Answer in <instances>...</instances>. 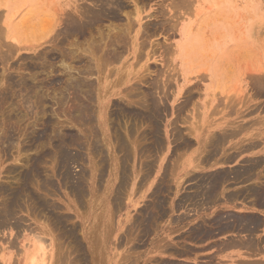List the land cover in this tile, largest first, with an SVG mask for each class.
<instances>
[{
    "label": "rangeland",
    "instance_id": "obj_1",
    "mask_svg": "<svg viewBox=\"0 0 264 264\" xmlns=\"http://www.w3.org/2000/svg\"><path fill=\"white\" fill-rule=\"evenodd\" d=\"M94 2L0 0V13L6 11V18L11 16L7 18L9 23L13 29L18 28L13 34L20 39L21 46H26L20 48L3 34L0 16V210L1 206L8 204L12 210L15 209L14 218L18 217L21 222L17 230L9 226L10 220L6 227L0 228V259L2 246L8 247V241L13 240L14 246L5 250V257L11 256V264H26L30 257L28 254L35 251L32 244L37 241L34 231L38 232L37 228H40L38 233H43L47 239L45 244H52L50 253L47 251V264H72L80 255L84 264H261L264 251L252 257L253 254L249 250L247 252L243 244L239 248L226 245L240 238L236 231L230 229L223 234L214 231L217 233L215 236L197 238L195 230L199 226L206 228L215 213L250 215L254 212L259 219L263 217L261 226L254 232V239L258 249L264 247V206H243L242 198L230 202L225 195L218 196L216 202L210 204L196 202L200 198L197 194L200 179L218 169L229 170L242 165L251 157L264 156V131H261V128L264 130V0H118L121 2L118 4H122L121 9L114 7L112 14L104 13L102 21L88 25V28L85 26L87 29L83 28L81 35L55 32V18L64 12L70 13L71 9L78 10L77 7L96 8ZM125 15L130 17V35L124 30L128 22ZM45 18L53 23H48ZM22 23L24 26L20 27ZM54 34L59 38L58 43L57 40L53 42L55 46L50 40ZM112 34L114 37H128L125 39L126 52H122L115 61L110 48H106L104 53L107 51L111 59L108 57L102 65L104 71L101 68L94 75L95 61L89 55V46L93 43L100 46L96 47H99L97 50L103 49V41ZM8 36L12 35L9 33ZM110 36V39L114 38ZM134 39L137 40L135 52L129 45ZM65 52L83 58V65L69 60L62 64L58 57ZM96 54L95 57L100 56L98 51ZM87 59L92 61L89 63ZM87 64L93 67V73ZM111 66H114V71ZM86 78L97 90L92 86L87 90L89 93L84 94L73 87L76 84L74 79L86 83ZM261 78L263 87L255 84ZM21 82L27 85L22 86ZM71 82L76 88L74 91H78L76 95L69 86ZM90 90L94 93L91 94ZM150 98L158 99L161 111L156 114V126L146 118L150 114H144L152 108ZM76 100L79 105L86 102L88 109L90 107L91 122H86L88 125L83 120L88 115L84 113L88 112L87 108L82 109ZM88 100L90 104H87ZM75 118L79 123H75ZM222 122L250 124L245 125L244 132L229 139L222 152L215 156L220 159L223 154L224 158L234 155L231 161L225 163L223 160L214 165V161L204 159L208 152L206 143L210 134L219 132L214 126ZM154 133L159 137L155 138ZM181 137L190 141L189 147L178 146ZM241 137L243 140L239 141ZM252 139L258 144L261 141L255 149H247V153L244 149L237 150L240 143L242 146ZM67 153L70 161L63 157V165L60 158ZM70 155L74 156L73 159ZM124 168L128 186H122L126 187L120 189L122 194L119 197L115 191L118 190V174ZM259 168L257 171L263 172L264 176V162ZM230 190H234L232 186L223 188L225 193ZM194 193L197 196L195 200L185 199ZM116 195L119 198L115 199ZM248 199H245L246 203ZM154 203L161 207L155 208ZM240 236L246 239L247 235L242 233ZM74 248L77 251H73ZM0 264H3L2 260Z\"/></svg>",
    "mask_w": 264,
    "mask_h": 264
},
{
    "label": "bare ground",
    "instance_id": "obj_2",
    "mask_svg": "<svg viewBox=\"0 0 264 264\" xmlns=\"http://www.w3.org/2000/svg\"><path fill=\"white\" fill-rule=\"evenodd\" d=\"M92 1V0H91ZM95 2H94V5H95V7L96 8H82V7H77L78 8V10L77 9H71L70 11V13L69 12H64L61 16H59L57 19L55 18V21H54V26L56 25V33H63V34H67V32L68 33H70V32H75L76 34H78V35H81V33H82V30H83V28H85V29H87L88 28V25H94L95 24V22H98V21H102V20H100L101 19V15H103L104 13L106 14V15H109V14H112V12H111V10H112V8H114V7H116L117 9L120 7V9H121V6H122V4H118V3H121V2H118V0H94ZM93 5V6H94ZM119 9V10H120ZM6 12V11H5ZM5 12L3 13H0V16H2V19H1V25H2V31H3V34L5 33V35L7 36V38L11 41H13V43L14 44H16V45H19V47L22 45V44H20V39H17L18 37L15 35V34H13V33H15L17 30H18V28H17V30L16 29H13V27L14 26H11V24L9 23V21H8V19H10V17L11 16H8L7 18H6V16H7V14H5ZM104 14V15H105ZM13 16V15H12ZM126 17H127V21H125V22H127V24H125L126 26H127V29H126V26L124 27L125 29L124 30H126L125 32H126V34L128 35L130 32V30L132 31V26H131V23H129V19L128 18H130L128 15H125ZM55 17V16H54ZM112 17H114V16H112ZM103 18V17H102ZM132 18V17H131ZM40 19V18H39ZM53 19V18H52ZM51 19V20H52ZM45 20H46V18H45ZM131 20V19H130ZM47 21V20H46ZM12 22V21H11ZM25 22V21H24ZM23 22V23H24ZM48 23H50L51 22V24L53 23L52 21H47ZM94 22V23H93ZM109 22V21H108ZM112 22V21H111ZM119 22V21H118ZM132 22V21H131ZM22 23V25H20V27L22 26H24V24H26V23H24L23 24ZM39 23V22H38ZM123 23V22H122ZM51 24L49 25L50 26V28H51ZM133 24V23H132ZM52 25V26H53ZM27 26V25H26ZM37 26V25H36ZM48 26V25H47ZM61 26H63L62 28H61ZM85 26H87V28L85 27ZM114 26V25H113ZM28 27V26H27ZM30 27V26H29ZM60 27V28H59ZM89 27H91V26H89ZM111 27V26H110ZM50 28H49V30H50ZM53 28V27H52ZM114 28H115V26H114ZM25 29H26V27H25ZM33 30L35 29V28H32ZM38 29H39V27H38ZM43 29V28H42ZM62 29V30H61ZM94 29V28H93ZM111 29V28H110ZM111 30H113V29H111ZM26 31V30H25ZM87 31V30H86ZM109 31V30H108ZM116 31V30H115ZM50 32V31H49ZM48 32V33H49ZM100 32V31H99ZM11 34L12 36H8V34ZM40 33V32H39ZM55 33V34H56ZM84 33V32H83ZM98 33V32H97ZM112 33V32H111ZM123 33V32H122ZM42 34V33H41ZM53 35L52 37H51V42H52V45H54L55 46V44H53V42L55 43L56 42V40H57V43H58V39L59 38H57L56 37V35ZM61 34H57V35H61ZM71 34V33H70ZM69 34V35H70ZM101 34V33H100ZM107 34H108V32H107ZM120 34V33H119ZM124 34V33H123ZM1 35V34H0ZM37 35V34H36ZM114 35H118L117 33L115 34L114 33ZM114 35L112 34V36L114 37ZM130 35V34H129ZM132 35V34H131ZM40 36V35H39ZM44 36V35H43ZM47 36V35H46ZM45 36V37H46ZM64 36V35H63ZM107 36V35H106ZM109 36L110 35H108L107 36V38H105V41H103V38L101 37V41H103V43L102 44H104V47H103V49L102 48H100L99 50H97L100 46L99 45H96V44H93L92 43V45L91 46H89L90 48L88 49L89 50V52H90V54L89 55H91L92 56V60H93V62L95 61V66H94V75H96V74H98V72L100 71V69L101 68H103L102 67V65L104 64V62H105V60L106 59H108V57H109V55H107V51H106V53H104L105 52V50H106V48H110V50H111V54H112V59L113 58H115V61H116V59L117 58H119L120 56V54L122 53V52H126V40H127V38L128 37H114V38H112V39H110L109 38ZM112 36H110V37H112ZM65 37V36H64ZM98 37H100V36H98ZM47 38V37H46ZM6 39V38H5ZM126 39V40H125ZM132 39H133V37H132ZM37 40H39V39H37ZM93 40V39H92ZM11 41V42H12ZM30 41V40H29ZM59 41H61V40H59ZM83 41V40H82ZM39 42V41H38ZM48 42V41H47ZM50 42V41H49ZM97 42H99V41H97ZM129 42V41H128ZM136 42H137V40L136 39H134L129 45H131V47H132V49H133V51L135 52L136 50H137V47H136ZM12 43V44H13ZM31 43V42H30ZM61 43V42H60ZM91 43V42H90ZM11 44V45H12ZM63 44V43H62ZM89 44V43H88ZM24 45V44H23ZM37 46H38V44H36ZM57 45V44H56ZM96 45V46H95ZM13 46V45H12ZM29 46L31 47L32 46V44H29ZM36 46V47H37ZM97 46H99L97 49H96V47ZM103 46V45H102ZM14 47L15 46H13V49H14ZM22 48H25L24 46H21ZM20 47V48H21ZM29 47V48H30ZM61 47H63V46H61ZM76 47V46H75ZM127 47H128V44H127ZM20 48H19V50H20ZM58 48V47H57ZM77 48V47H76ZM79 49H81L80 47H78ZM86 48H88V46L86 47ZM139 48V47H138ZM53 50H54V48H52ZM83 49V48H82ZM61 50V49H60ZM82 52H83V50H81ZM85 51V50H84ZM97 51H98V54L100 55L99 57H95V55H97L96 53H97ZM128 51H129V49H128ZM61 52V51H60ZM124 52V53H125ZM43 54V53H42ZM60 54V53H59ZM102 54H103V56H104V54H106L107 56H102ZM141 54H142V52H141ZM87 55V54H86ZM122 55V54H121ZM36 56V55H35ZM60 57H58V58H60V60L62 61V64H64V62H65V60L66 61H68L69 60V62L71 61V62H74V64L76 63V64H80V66H81V64L83 63V58L82 59H80L79 57L78 58H76L75 57V55H71V54H67V52H65L64 54H60L59 55ZM124 56V55H123ZM101 57H103V58H101ZM57 57H56V59H58ZM110 58V57H109ZM111 59V58H110ZM53 60V59H52ZM87 60H89V59H87ZM92 60H89V63L92 61ZM70 62V63H71ZM106 62H108V61H106ZM88 63V64H89ZM109 63V62H108ZM86 64V63H85ZM87 64V65H88ZM106 65H107V63H105ZM111 64V63H110ZM115 64V63H114ZM83 65V64H82ZM106 65H105V67H106ZM109 65V64H108ZM68 66H69V64H68ZM72 66V65H71ZM89 66V65H88ZM104 66V65H103ZM74 67V66H73ZM90 67V66H89ZM89 67H87L90 71H91V69H93V67L91 68H89ZM112 67H113V71H114V66H111V69H112ZM81 68V67H80ZM182 68V67H181ZM85 69V68H84ZM110 69V70H111ZM227 69H230V68H227ZM58 70V69H57ZM61 70V69H60ZM89 70H87V71H89ZM103 71L105 70V68H103L102 69ZM52 71V70H51ZM54 71V70H53ZM59 71V70H58ZM65 71V70H64ZM77 71V70H76ZM89 71V73H91ZM95 71L97 72L96 74H95ZM228 72H229V70H227ZM259 71V70H258ZM55 72V71H54ZM66 72H68V71H66ZM92 72V73H93ZM227 72V73H228ZM230 72H231V70H230ZM229 72V73H230ZM260 72H261V70H260ZM53 73V72H52ZM109 73V72H108ZM125 73V72H124ZM82 74V73H81ZM121 74H123V73H121ZM34 75V74H33ZM44 75V74H43ZM55 75V74H54ZM54 75H53V77H54ZM89 75V74H88ZM92 75V74H91ZM103 75V74H102ZM229 75V74H228ZM40 76V75H39ZM59 76V75H58ZM83 76V75H82ZM81 76V77H82ZM100 76H101V73H100ZM100 76H98V77H100ZM254 75H252V77H253ZM13 77V76H12ZM67 77V76H66ZM73 76H71V78H72ZM80 77V76H79ZM89 77V76H88ZM107 77V76H106ZM126 77V76H125ZM251 77V78H252ZM5 78V77H4ZM11 78V77H10ZM47 78V77H46ZM70 78V79H71ZM92 78H94V77H92ZM54 79V78H53ZM69 79V78H68ZM85 79V78H84ZM100 79H101V77H100ZM258 79H260L259 77H258ZM256 80L257 82H255V84L257 85H259V86H262L263 87V84L261 83L262 82V78H261V80ZM9 80V79H8ZM26 80V79H25ZM38 80V79H37ZM71 80H73V79H71ZM70 80V81H71ZM75 80V85L71 82V84H69V86L71 85V87L70 88H73V87H77L78 89H80V90H78L79 92L82 90L83 92H84V94L85 93H89L87 90L90 88V87H92L88 82H89V80H87V78H86V83H84L85 81H83V83L82 82H78V81H76V79H74ZM251 80V79H250ZM12 81V80H11ZM14 81V80H13ZM23 81V80H22ZM65 81V80H64ZM88 81V82H87ZM122 81V80H121ZM19 82V81H18ZM25 82V81H24ZM45 82V81H44ZM63 82V81H62ZM66 82V81H65ZM92 82V83H91ZM90 83L91 84H94L93 83V81H91ZM99 82V81H98ZM120 82V81H119ZM9 83V82H8ZM17 83V82H16ZM41 83V82H40ZM48 83V82H47ZM61 83V82H60ZM64 83V82H63ZM20 84H22V86H23V84L24 83H20ZM62 84V83H61ZM65 84V83H64ZM27 84H24V86H26ZM37 85V84H36ZM52 85V84H51ZM66 85H68V80H67V84ZM65 85V86H66ZM72 85H74L73 87H72ZM100 85V84H99ZM154 85V84H153ZM16 86V85H15ZM68 86V87H69ZM94 87V86H93ZM154 87V86H153ZM57 88V87H56ZM100 88V87H99ZM98 88V89H99ZM157 88V87H156ZM19 89H21V88H19ZM18 89V90H19ZM23 90H24V88H22ZM28 89V88H27ZM74 89H76V88H73V91H74ZM91 89H93V88H91ZM94 89H96L97 90V88H95L94 87ZM22 90V91H23ZM28 90H30V89H28ZM32 90V89H31ZM72 90V89H71ZM70 90V91H71ZM108 90V89H107ZM26 91V90H25ZM25 91L23 92V93H25ZM77 90L76 91H74L75 92V95L77 94V92H78ZM85 91H87V92H85ZM91 91V90H90ZM93 91V90H92ZM91 91V92H92ZM73 92V93H74ZM82 92V93H83ZM90 92V93H91ZM99 92V91H98ZM20 93H21V91H20ZM31 93V92H30ZM33 93V92H32ZM94 92H92L91 94H93ZM143 93V92H142ZM168 93V92H167ZM19 94V93H18ZM22 94V93H21ZM20 94V95H21ZM36 94V93H35ZM79 94V93H78ZM95 94H96V91H95ZM32 95V94H31ZM90 94H88V96H89ZM26 96V95H25ZM24 96V97H25ZM87 96V97H88ZM21 97H23V96H21ZM74 97H76L77 98V96H74ZM90 97V96H89ZM91 97H92V95H91ZM97 98V97H96ZM153 98V97H152ZM25 99V98H24ZM24 99H23V101H24ZM72 99V98H71ZM75 99V98H74ZM86 99V101H87V98H85ZM138 99H140V98H138ZM137 99V100H138ZM143 99H144V96H143ZM142 98L140 99V100H143ZM157 98H155V99H151L150 98V101L152 100V102H150V105L152 106V108L150 109V111L149 112H144V114L145 113H149L150 115L148 116V117H146V118H148L151 122H152V124H154L155 126H156V123L158 124V122H156V121H158V120H156L157 119V112L159 111V102H158V99L156 100ZM78 100H79V97H78ZM230 100V99H229ZM228 100V101H229ZM80 101V100H79ZM79 101H77L76 100V104H78V102ZM88 101H90V100H88ZM139 101V100H138ZM146 101V100H145ZM22 102V101H21ZM26 103H29V102H27V100L25 101ZM24 102V103H25ZM73 102V101H72ZM81 102V101H80ZM93 102H94V100H93ZM236 102V101H235ZM91 103V101L88 103L87 102V104H90ZM129 103V102H128ZM147 103V102H146ZM145 103V104H146ZM152 103V104H151ZM229 103V102H228ZM75 104V105H76ZM84 104V105H83ZM137 104V103H136ZM143 104V103H142ZM230 104V103H229ZM233 104H234V102H233ZM26 105V104H25ZM33 105V104H32ZM82 106H83V108L82 107H80V108H82V109H84L85 107L88 109V107H87V105H86V102L85 103H82L81 104ZM81 105H79L78 104V106H81ZM232 105V104H231ZM235 105V104H234ZM30 106V105H29ZM28 106V107H29ZM130 106V105H129ZM143 106V105H142ZM146 106V105H145ZM145 106H143V107H145ZM228 106V105H227ZM233 106V105H232ZM31 107H33V106H31ZM77 107V106H76ZM142 107V108H143ZM131 108V107H130ZM146 108H147V106H146ZM146 108H145V110H146ZM150 108V107H149ZM228 108V107H227ZM264 108V107H263ZM25 109V108H24ZM28 109V108H27ZM86 109V111H88V112H84V113H89L90 111V107H89V109L87 110ZM92 109V108H91ZM182 109V108H181ZM123 110V109H122ZM145 110H143V111H145ZM149 110V109H148ZM232 110V109H231ZM263 110V109H262ZM75 111V110H74ZM76 111H77V108H76ZM82 111H84V110H82ZM82 111H81V113H82ZM92 111V110H91ZM132 111V110H131ZM147 111V110H146ZM151 111H154V112H151ZM178 111V110H177ZM180 111V110H179ZM26 112V111H25ZM159 112H161V111H159ZM159 112H158V114H159ZM229 112V111H228ZM78 113V112H77ZM104 113V112H103ZM137 113V112H136ZM241 113V112H240ZM83 114V113H82ZM91 114V113H90ZM131 114V113H130ZM147 114H146V116H147ZM77 116H80V115H78V114H76ZM84 115V114H83ZM89 115V114H88ZM87 115V117H88V119H87V121H86V118H85V115H84V118L85 119H83L84 120V122L86 123V122H88V121H90L91 122V118H90V115L88 116ZM92 115V114H91ZM99 115H101V114H99ZM104 115V114H103ZM140 115H142V114H140ZM155 115H156V117H155ZM74 116V115H73ZM145 116V115H144ZM246 116V115H245ZM74 117H76V116H74ZM74 117H72V119L74 118ZM140 117V116H139ZM241 117V116H240ZM95 118V117H94ZM110 118V117H109ZM135 118V117H134ZM142 118V117H141ZM159 118V117H158ZM101 119V121H102V118H100ZM107 119H108V117H107ZM106 119V120H107ZM145 119V118H144ZM261 119V118H260ZM74 120H76V118L74 119ZM259 120V119H258ZM109 121V120H108ZM146 121V120H145ZM90 122H89V124H90ZM99 122V121H98ZM150 122V123H151ZM232 122V121H231ZM252 122V121H251ZM75 123H79V119H78V121L76 120V122ZM235 122H233V123H227V122H222V123H219V124H217V125H215L214 126V128L215 129H217L219 132H213L212 134H210L209 135V137H208V143H206V144H208V152L206 151V158H204L205 160H208V161H214V165H216V163H220V162H222L223 160L225 161V163H226V161L228 162V160L229 161H231L230 160V158L233 156L234 157V155H232L231 157L228 155V157H226V158H224L225 156H224V154H223V157H221L220 159H217V158H215V156H217V154L219 153V151H221V150H223V146L225 145V143L226 142H228V140L229 139H233L234 138V136H236V135H239V134H241L242 132H244L245 131V125H249L250 123H248V124H245V125H241V124H238V125H236V124H234ZM239 123H241V122H239ZM87 124V123H86ZM257 124V123H256ZM88 125V124H87ZM104 125V124H103ZM252 125H254V124H252ZM91 126V125H90ZM140 126V125H139ZM154 126V127H155ZM158 126V125H157ZM251 126V125H250ZM249 126V127H250ZM255 126V125H254ZM89 127V126H88ZM124 127V126H123ZM151 127H153V125L151 126ZM153 127V128H154ZM247 127V126H246ZM108 128V127H107ZM122 128V127H121ZM149 128V127H148ZM134 129V128H133ZM154 129H158V128H154ZM135 130V129H134ZM148 130H150V129H148ZM147 130V131H148ZM151 130L153 131V129L151 128ZM150 130V131H151ZM105 131V130H104ZM126 131V130H125ZM137 131V130H136ZM149 131V132H150ZM152 131H151V133H152ZM158 132L159 130H154V132ZM261 131H264V130H262V128H261ZM92 132V131H91ZM93 132H94V129H93ZM251 132V131H250ZM250 132H248V133H250ZM134 133V132H133ZM133 133H131V134H133ZM145 133V132H144ZM175 133V132H174ZM258 133V132H257ZM63 134H65V133H63ZM88 134V133H87ZM91 134H93V133H91ZM178 134V133H177ZM62 135V134H61ZM95 135V134H94ZM108 135V134H107ZM106 135V136H107ZM118 135V134H117ZM154 137L156 138L158 135H156L155 133H154ZM252 135H254V134H252ZM65 136H66V134H65ZM85 136V135H84ZM93 136V135H92ZM99 136H101V135H99ZM103 136V135H102ZM105 136V137H106ZM116 136V135H115ZM132 136V135H131ZM138 136V135H137ZM152 136H153V133H152ZM151 136V137H152ZM176 136V135H175ZM246 136V135H245ZM250 136V135H249ZM248 136V138H250ZM73 137V136H72ZM146 137V136H145ZM150 137V138H151ZM153 137V138H154ZM159 137V136H158ZM157 137V138H158ZM63 138V137H62ZM76 138V137H75ZM74 138V139H75ZM87 138H90V137H87ZM93 138V137H92ZM91 138V139H92ZM98 138V137H97ZM96 138V139H97ZM154 138V139H155ZM180 138V137H179ZM242 138V137H241ZM73 139V138H72ZM95 139V138H94ZM101 139V138H100ZM117 139V138H116ZM140 139H143V137L142 138H140ZM245 139V138H244ZM69 140V139H68ZM98 140H99V138H98ZM107 140V139H106ZM132 140V139H131ZM144 140H145V138H144ZM149 140V139H148ZM241 140H243V138L242 139H240L239 141H241ZM255 140V139H254ZM253 139L250 141V142H248V140L247 141H245V142H248V143H245L244 145H242L241 146V143H240V147H239V149H237V150H241V149H244V151L246 152V151H248L247 149H255L256 147H255V145H257L258 144V142H256V141H254ZM263 140V139H262ZM65 141V140H64ZM104 141H105V138H104ZM133 141V140H132ZM136 141H138V140H136ZM66 142V141H65ZM91 142V141H90ZM94 142V141H93ZM97 142V141H96ZM99 142V144H102V143H100V141H98ZM102 142V141H101ZM108 142V141H107ZM117 142V141H116ZM158 142H159V140H158ZM238 142V141H237ZM261 142V141H260ZM260 142H259V144H260ZM67 143H68V141H67ZM120 143V142H119ZM131 143V142H130ZM152 143H155V142H152ZM229 143H231V141L229 142ZM234 143H236V142H234ZM238 143V144H239ZM244 143V142H243ZM66 144V143H65ZM70 144V143H69ZM68 144V145H69ZM92 144V143H91ZM98 144V143H97ZM118 144V143H117ZM116 144V145H117ZM121 144V143H120ZM119 144V146H121V145H123V144H121L120 145ZM141 144V143H140ZM146 144V143H145ZM156 144V143H155ZM155 144H153L154 146H155ZM164 144V143H163ZM162 144V145H163ZM190 144V141H188L187 139H184V138H182L181 137V141L178 143V146L180 145V147H189L188 145ZM237 144V145H238ZM258 144V145H259ZM62 145V144H61ZM63 145H64V143H63ZM75 145V144H74ZM77 145V144H76ZM129 145V144H128ZM152 144H151V142H150V146H151ZM157 146H158V144H156ZM161 145V144H160ZM204 145H205V143H204ZM78 146V145H77ZM93 146H94V144H93ZM118 146V147H119ZM124 146V145H123ZM123 146H121V147H123ZM126 146V145H125ZM142 146V145H141ZM154 146H152V147H154ZM156 146V147H157ZM236 146V145H235ZM60 147V146H59ZM62 147V146H61ZM105 147V146H104ZM115 147V146H114ZM148 147V146H147ZM162 147V146H161ZM254 147V148H253ZM58 148V147H57ZM80 148V147H79ZM91 149H92V147H90ZM98 148V147H97ZM100 149H101V147H99ZM124 148V147H123ZM127 148V147H126ZM140 148H142V147H140ZM238 148V147H237ZM114 149H116V148H114ZM138 149V148H137ZM152 149V148H151ZM150 149V150H151ZM158 149V148H157ZM181 149V148H180ZM182 149H184V148H182ZM187 149V148H186ZM64 150V149H63ZM63 150H61V152H63ZM99 150V149H98ZM104 150V149H103ZM130 150V149H129ZM143 150H144V148H143ZM148 150V149H147ZM153 150V149H152ZM119 151L121 152V150H120V148H119ZM142 151V150H141ZM158 151V150H157ZM203 151H205V150H203ZM60 152V151H59ZM66 152V151H65ZM159 152V151H158ZM222 152V151H221ZM220 152V153H221ZM101 153H103V152H101ZM148 153V152H147ZM151 153V152H150ZM219 153V154H220ZM238 153V152H237ZM240 153V152H239ZM247 153V152H246ZM19 154V153H18ZM56 154V153H55ZM117 154V153H116ZM139 154V153H138ZM146 154V153H145ZM184 154V153H183ZM218 154V155H219ZM234 154H235V152H234ZM63 155V154H62ZM67 155H69L68 153L65 155L64 154V156H62L60 159H61V163L64 161V160H62L63 159V157H64V159L65 160H68V161H70L68 158H67ZM143 155H144V153H143ZM171 155V154H170ZM179 155V154H178ZM226 156H227V154H225ZM237 154H235V156H236ZM71 156V155H70ZM104 156H106V155H104ZM152 156V155H151ZM222 156V155H221ZM21 157V156H20ZM69 157V156H68ZM72 157V156H71ZM74 157V156H73ZM73 157H72V159H73ZM176 157V156H175ZM203 157V156H202ZM201 157V158H202ZM104 158H106V157H104ZM120 158V157H119ZM148 158H149V156H148ZM223 158V159H222ZM229 158V159H228ZM59 159V160H60ZM118 159V158H117ZM145 159H147V158H145ZM222 159V160H221ZM155 160V159H154ZM168 160V159H167ZM202 160H203V158H202ZM68 161H65L66 163L68 162ZM103 161V160H102ZM152 161V160H151ZM156 161V160H155ZM201 161V160H200ZM223 161V162H224ZM73 162V161H72ZM120 163H121V161H119ZM239 162V161H238ZM245 163L244 164H242V165H237V167L235 166L234 168H232L231 167V169H229V170H225V169H218V171H214V172H212V173H209L208 174V176H206V177H204V178H202V179H200L199 181H198V187H197V190H198V188H199V192L197 193L199 196H200V198L199 199H196V202H198L199 204H201V203H203L204 204V202H208V204H210V203H213V202H216V200L218 199V196H221V195H225V199H227L228 201H233V200H235V199H237V198H242L243 200V202H241V205H248V206H250V207H256V208H259V206L260 207H263L264 206V176H263V172L261 173V171H257L258 170V168L259 167H261V163L262 162H264V156H262V157H251L250 159H248L247 161L245 160L244 161ZM65 163V164H66ZM125 163V162H124ZM152 163V162H151ZM206 163H208V162H206ZM63 165H64V163H62ZM198 164V163H197ZM117 165H120V164H117ZM144 166V165H143ZM150 166V165H149ZM148 166V167H149ZM152 166H153V163H152ZM155 166V165H154ZM64 167V166H63ZM145 167V166H144ZM147 167V166H146ZM60 168V167H59ZM125 169L126 168H124V170L123 171H120V175L118 174V176H119V179H118V182H119V184H118V190L117 191H115L116 192V194L120 197V195L122 194V190H120L121 188H122V186L123 185H125L126 184V182H125V179H126V173L125 172H127V171H125ZM260 169V168H259ZM62 170H64V169H62ZM61 170V171H62ZM98 170V169H97ZM264 170V169H263ZM101 172V171H100ZM116 172V171H115ZM63 173V172H62ZM130 173V172H129ZM164 173V172H163ZM128 174V173H127ZM84 176V175H83ZM117 176V175H116ZM131 176V175H130ZM147 176V175H146ZM61 177V176H60ZM145 177V176H144ZM62 178H63V175H62ZM61 178V179H62ZM84 178V177H83ZM127 178H128V176H127ZM142 178V177H141ZM60 179V180H61ZM145 179V178H144ZM161 180V179H160ZM127 181V180H126ZM159 181V180H158ZM101 182V181H100ZM163 181H160V184H162L163 185V183H162ZM45 184V183H44ZM128 184V183H127ZM126 184V185H127ZM157 184H159V183H157ZM159 184V185H160ZM43 185V184H42ZM142 185V184H141ZM234 185V186H233ZM71 186V185H70ZM72 186H73V184H72ZM80 186V185H79ZM128 186V185H127ZM170 186V185H169ZM230 186H232L233 187V191H227L226 193H225V191L227 190H225V191H223V188H225V187H227L228 189H229V187ZM21 187V186H20ZM26 187V186H25ZM116 187V188H117ZM124 187H126V186H124ZM123 187V188H124ZM139 187V186H138ZM158 187V186H157ZM167 187V186H166ZM3 188V187H2ZM78 188V187H77ZM122 188V189H123ZM159 189L161 188L160 186L158 187ZM47 190V189H46ZM50 190V189H49ZM81 190V189H80ZM79 190V191H80ZM99 190V189H98ZM135 190V189H134ZM166 190H168L167 188H166ZM74 191V190H73ZM100 191V190H99ZM159 191V190H158ZM194 191V190H193ZM1 192V191H0ZM81 192H82V190H81ZM160 192V191H159ZM89 193V192H88ZM158 193V192H157ZM18 194V193H17ZM156 194V193H155ZM195 194V193H194ZM15 195V194H14ZM116 195V197H115V199H117V198H119L118 196ZM154 195V194H153ZM158 195H159V193H158ZM13 196V195H12ZM195 196H196V194L195 195H188V196H186V198L185 199H188V200H192V199H194L195 198ZM81 197V196H80ZM155 197H157V196H155ZM154 197V198H155ZM197 197V196H196ZM249 197V202L248 203H246V201H245V199L246 198H248ZM26 198H28V197H26ZM31 197H29L28 199H30ZM35 198V197H34ZM43 198V197H42ZM12 199V198H11ZM20 199V198H19ZM124 199V198H123ZM152 199V198H151ZM161 199V198H160ZM233 199V200H232ZM17 200V199H16ZM34 200V199H33ZM195 200V199H194ZM201 202H200V201ZM7 201V200H6ZM18 201V200H17ZM43 201H44V198H43ZM151 201H153V200H151ZM156 201H157V203H158V200L156 199ZM39 202V201H38ZM113 202V201H112ZM118 202V201H117ZM149 202V201H148ZM155 202V201H154ZM196 202H194L195 204H196ZM9 203H11L10 201H9ZM14 203V202H13ZM23 203V202H22ZM25 203V202H24ZM34 203V202H33ZM32 203V204H33ZM41 203V202H40ZM40 203H38V204H40ZM76 203V202H75ZM123 203V202H122ZM5 204V203H4ZM12 204V203H11ZM31 204V203H30ZM31 204V205H32ZM35 204V203H34ZM46 204V203H45ZM51 204V203H50ZM115 204V203H114ZM159 204L161 205L162 203L161 202H159ZM220 204H222V203H220ZM7 206L6 207H3V206H1V210H0V228H4V227H6V225L7 224H9V223H7L9 220L10 221H12V223H10L11 225H9L11 228H13V229H18V228H20V226H21V222L19 221L20 219L18 218V217H16V218H14L15 216H14V214H13V211L15 210L14 208V210H12V208H10V206L8 205V204H6ZM13 205H15V204H13ZM17 205H20V202H19V204H17ZM37 205V204H36ZM44 205V204H43ZM84 205V204H83ZM112 205V204H111ZM148 205V204H147ZM154 205L156 206H154L155 208H160L161 206L160 205H158V204H155L154 203ZM158 205V206H157ZM202 205V204H201ZM205 205V204H204ZM203 205V206H204ZM30 206V205H29ZM115 206V205H114ZM221 207H222V205H220ZM225 206V205H224ZM3 207V208H2ZM14 207V206H13ZM21 207H22V205H21ZM20 207V208H21ZM24 207H25V205H24ZM23 207V208H24ZM32 207V206H31ZM39 207H41V205L39 206ZM152 207V206H151ZM198 207V206H197ZM231 207V206H230ZM19 208V207H18ZM22 208V209H23ZM36 208V207H35ZM42 208H44V207H42ZM86 208V207H85ZM119 208V207H118ZM210 208H212V207H210ZM220 208V207H219ZM219 208H218V210H219ZM228 208V207H227ZM27 209H28V207H27ZM33 209V208H32ZM31 209V210H32ZM38 209V208H37ZM147 209V208H146ZM145 209V210H146ZM157 209V210H158ZM215 209V208H214ZM222 209V208H221ZM251 209V208H250ZM30 210V209H29ZM42 210V209H41ZM86 210V209H85ZM163 212H164V210L163 209H161ZM191 210V209H190ZM43 211V210H42ZM57 211V210H56ZM111 211V210H110ZM149 211L151 212V210L149 209ZM160 211V210H159ZM220 211V210H219ZM226 212H227V210H225ZM224 210H223V212H225ZM230 211V210H229ZM232 211V210H231ZM231 211H230V213H231ZM250 211V210H249ZM263 211V210H262ZM262 211H260V212H262ZM15 212V211H14ZM32 212V211H31ZM30 212V213H31ZM40 212V211H39ZM38 212V213H39ZM162 212V213H163ZM29 213V214H30ZM44 213V212H43ZM42 213V214H43ZM113 213V212H112ZM146 213H147V211H146ZM152 213V212H151ZM228 213V212H227ZM227 213H215L214 214V216H213V218L211 217V219H212V221L211 220H209V221H211L210 223H208V226H205L206 228H202V227H198V228H196V232H195V234H196V236L195 237H197V236H202V237H205V236H210V235H213L214 234V231H217V233L219 232V233H221L222 232V234H223V231H227L228 230V232H229V230L231 229V231L232 232H234V231H236L237 232V236L238 237H240V238H238L237 240H234V242H231V241H229L226 245L227 246H238V248H239V245H242L243 244V246H245L246 247V251L248 252V250L253 254L252 255V257L253 256H255V253H262L263 251H264V247L261 249L260 247V249H258L257 247V242H256V239H254V232H257V231H255L256 230V228L257 227H259V225H260V222H261V219L263 218H261V216H260V218L261 219H259L257 216H255V214H253L254 212H250L251 214L250 215H239V214H232V215H229V214H227ZM242 213V212H241ZM249 213V212H248ZM258 213V212H257ZM150 214V213H149ZM157 214V213H156ZM243 214V213H242ZM263 214H264V212H263ZM35 215V214H34ZM159 215V214H158ZM161 215V214H160ZM257 215V214H256ZM52 216V215H51ZM148 216H150V215H148ZM153 216V215H152ZM156 216V215H155ZM164 216V215H163ZM211 216V215H210ZM259 216V215H258ZM22 217V216H21ZM32 217V216H31ZM139 217V216H138ZM151 217V216H150ZM40 218V217H39ZM46 218V217H45ZM68 218V217H67ZM67 218H64V219H67ZM148 218V217H147ZM146 218V219H147ZM12 219V220H11ZM25 219V218H24ZM58 219V218H57ZM23 220V219H22ZM21 220V221H22ZM55 220V219H54ZM90 220V219H89ZM144 220H145V218H144ZM151 220V219H150ZM156 220V219H155ZM229 220H231V221H229ZM9 221V222H10ZM67 221V220H66ZM112 221V220H111ZM139 221V220H138ZM56 222V221H55ZM58 222V221H57ZM143 222V221H142ZM149 222V221H148ZM147 221H146V223H148ZM151 222V221H150ZM153 222V221H152ZM156 222V221H155ZM50 223H53L52 221L50 222ZM144 223V222H143ZM178 223V222H177ZM49 224V223H48ZM56 224V223H55ZM54 224V225H55ZM155 224V223H154ZM51 225V224H50ZM58 225V224H57ZM109 225V224H108ZM149 225V224H148ZM205 225V224H204ZM27 226H29V225H27ZM48 226V225H47ZM52 226V225H51ZM153 226H155V225H153ZM203 226V225H202ZM261 226V225H260ZM45 227V226H44ZM43 227V228H44ZM50 227V226H49ZM56 226H54V228H55ZM58 227V226H57ZM76 227V226H75ZM149 227V226H148ZM22 228V227H21ZM28 230L30 229V227L28 228V227H26ZM93 228V227H92ZM95 228V227H94ZM38 229V232H39V230H40V228H37ZM36 229V230H37ZM56 229V228H55ZM59 229V228H58ZM95 229H97V228H95ZM154 229V228H153ZM30 230H35L34 228H32V229H30ZM46 230H47V227H46ZM50 230H51V228H50ZM52 230H54V229H52ZM91 230V229H90ZM18 231H21V230H18ZM44 231H45V229H44ZM56 231V230H55ZM73 231V230H72ZM93 231V230H92ZM95 231V230H94ZM108 231V230H107ZM131 231V230H130ZM38 232H35L34 231V235H35V239L37 240V241H33V245H34V248H35V251L33 250V252H32V254H28V255H30V257L28 258L29 260L27 261V263L26 264H47V261L46 260H48L47 258L49 257V253H50V249H51V242H50V244H48V242L45 244V242H46V240L47 239H45V236H43V233H38ZM41 232V231H40ZM62 232V231H61ZM70 232H71V230H70ZM69 232V233H70ZM97 232V231H96ZM129 232V231H128ZM133 232V231H132ZM52 233H53V231H52ZM58 233V232H57ZM73 234H74V232H72ZM108 233V232H107ZM130 233V232H129ZM191 233V232H190ZM217 233H215L214 234V236L217 234ZM242 233H245L247 236H246V239H244L243 238V236H240ZM62 234V233H61ZM71 234V233H70ZM76 234V233H75ZM100 234H101V232H100ZM138 234V233H137ZM256 234V233H255ZM45 235H46V233H45ZM55 235H56V233H55ZM59 235V234H58ZM95 235H96V233H95ZM221 235V234H220ZM18 236V235H17ZM90 236V235H89ZM13 237V236H12ZM69 237V236H68ZM67 237V238H68ZM262 237V236H261ZM16 238V237H15ZM14 238V239H15ZM57 238V237H56ZM63 238V237H62ZM129 238V237H128ZM197 238H199V237H197ZM212 238V237H211ZM228 238V237H227ZM236 238V237H235ZM2 239V238H1ZM58 239H59V237H58ZM66 239V238H65ZM195 239V238H194ZM230 239V238H229ZM16 240V239H15ZM231 240H233V239H231ZM2 241V240H1ZM8 241V240H7ZM59 241H61L60 239L58 240V242ZM63 241V240H62ZM70 241H74V240H70ZM75 241H77V240H75ZM74 241V242H75ZM64 242V241H63ZM74 242H72V243H74ZM15 244H16V242H14ZM61 243V242H60ZM112 243V242H111ZM8 247L9 248H13V246H14V244H13V240H10V242L8 241ZM62 245H63V243H61ZM61 244L59 245V246H61ZM99 244V243H98ZM261 245V244H260ZM58 246V245H57ZM58 246V247H59ZM75 246H76V244H75ZM217 246V245H216ZM221 246H222V244H221ZM221 246H220V248H221ZM8 247H6V248H3V246H2V251H3V253H2V256H1V259L0 260H2L3 261V264H11V262H13V260L11 259V256H7V257H5V254H4V252H5V250L7 251V249H8ZM57 247V248H58ZM62 247H64V246H62ZM70 247V246H69ZM167 247V246H166ZM226 247V246H225ZM235 247V248H236ZM18 248V247H17ZM49 248V249H48ZM60 248V247H59ZM73 248V247H72ZM158 248V247H157ZM222 248H224V247H222ZM165 249V248H164ZM241 249V248H240ZM1 250V249H0ZM17 250V249H16ZM62 250H64V249H62ZM75 250V248L73 249V251ZM167 250V249H166ZM223 250V249H222ZM20 251V250H19ZM47 251H49V253H47ZM59 251V250H58ZM75 251H77V250H75ZM187 251V250H186ZM262 251V252H261ZM16 252V251H15ZM54 252H56V250L54 251ZM60 252H61V250H60ZM67 252V251H66ZM159 252V251H158ZM185 252V251H184ZM57 253H59V252H57ZM77 253V252H76ZM245 253V252H244ZM62 254H63V252H62ZM78 254V253H77ZM174 254V253H173ZM263 254V253H262ZM79 255H80V253H79ZM103 255V254H102ZM245 255H247V253L245 254ZM14 256V255H13ZM67 256V255H66ZM77 256V255H76ZM75 256V257H76ZM87 256V255H86ZM183 256V255H182ZM60 257V256H59ZM61 257H63V256H61ZM78 257H80V258H77V259H74L76 262H73L72 264H82L83 262L82 261H84V259L81 261V255L80 256H78ZM13 258V257H12ZM16 258V257H15ZM64 258H66V257H64ZM82 258H83V255H82ZM14 259V258H13ZM25 259V258H24ZM55 259V258H54ZM90 259V258H89ZM95 259V258H94ZM14 260H16V259H14ZM56 260L57 259H55L54 261L56 262ZM59 260H61V259H59ZM66 260V259H65ZM64 260V261H65ZM70 260V259H69ZM86 260V259H85ZM96 260V259H95ZM25 261V262H26ZM63 261V262H64ZM68 261V260H67ZM73 261V260H72ZM81 261V262H80ZM62 262V263H63ZM259 262V261H258ZM264 262V261H263ZM263 262H260L261 264L263 263ZM15 263V262H14ZM67 263V262H66ZM56 264H57V262H56ZM84 264V263H83ZM161 264H165V263H161ZM167 264V263H166ZM264 264V263H263Z\"/></svg>",
    "mask_w": 264,
    "mask_h": 264
}]
</instances>
